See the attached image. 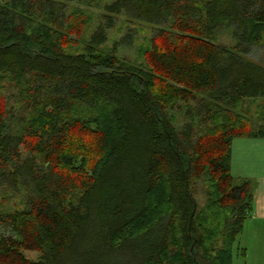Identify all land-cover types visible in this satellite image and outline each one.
Listing matches in <instances>:
<instances>
[{
	"label": "trees",
	"instance_id": "trees-1",
	"mask_svg": "<svg viewBox=\"0 0 264 264\" xmlns=\"http://www.w3.org/2000/svg\"><path fill=\"white\" fill-rule=\"evenodd\" d=\"M119 16L154 27L140 61L117 52L133 33L109 45ZM263 33L264 0H0V264H233L257 184L231 143L264 138L245 56Z\"/></svg>",
	"mask_w": 264,
	"mask_h": 264
},
{
	"label": "rangeland",
	"instance_id": "rangeland-1",
	"mask_svg": "<svg viewBox=\"0 0 264 264\" xmlns=\"http://www.w3.org/2000/svg\"><path fill=\"white\" fill-rule=\"evenodd\" d=\"M74 5L75 6L71 8V12L73 8H81L86 14L87 20H89L86 26L93 28L101 11L94 6L85 7L84 4ZM117 18L115 26L109 30V45L113 47L118 43L119 39L125 35L127 36L128 32L133 33L134 37L130 46L118 43L116 48L119 54L125 55L132 60L140 61L139 50L141 49L139 47L146 45L147 37H150L153 33L154 27L141 22L129 21L123 16ZM76 26H78V23L75 27ZM76 30H78V28H76ZM80 38L81 35H78L75 32H70L67 34V40L64 41V44L67 45L66 47H76L79 44ZM216 43L232 46L235 43V40L230 32L226 31V33L219 35ZM245 56L264 66V33L262 39L256 42L252 46L250 53ZM262 103L263 102L261 101H255L250 105L256 104L257 106H260ZM263 109V106L259 107L260 111ZM231 152L232 175L234 177L249 178L257 184V187L263 186L264 190V138H234L231 143ZM196 196L199 206H203L206 203L205 193L202 190L197 189ZM0 234L10 236L13 235V232L8 227L0 226ZM238 243L240 244L239 249ZM241 247L244 248L245 257L241 256ZM22 254L27 259L36 260L38 257L37 251L29 249H23ZM233 264H264V233L254 235L251 242L248 241L246 235H240L233 245Z\"/></svg>",
	"mask_w": 264,
	"mask_h": 264
},
{
	"label": "crops",
	"instance_id": "crops-1",
	"mask_svg": "<svg viewBox=\"0 0 264 264\" xmlns=\"http://www.w3.org/2000/svg\"><path fill=\"white\" fill-rule=\"evenodd\" d=\"M263 227H264V190H263V186L261 187L256 186L254 192V200L252 204L251 216L246 219L243 225V229L239 234V236L246 235L248 241L251 242L254 235L264 233ZM239 248H240V244L238 243V249ZM243 257H245V254Z\"/></svg>",
	"mask_w": 264,
	"mask_h": 264
}]
</instances>
